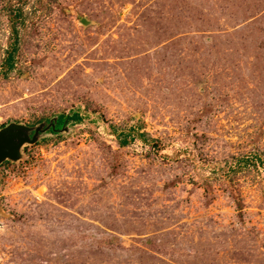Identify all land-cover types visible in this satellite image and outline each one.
<instances>
[{"label": "rangeland", "instance_id": "1", "mask_svg": "<svg viewBox=\"0 0 264 264\" xmlns=\"http://www.w3.org/2000/svg\"><path fill=\"white\" fill-rule=\"evenodd\" d=\"M76 111L0 164V264H264V0H0V129Z\"/></svg>", "mask_w": 264, "mask_h": 264}, {"label": "trees", "instance_id": "2", "mask_svg": "<svg viewBox=\"0 0 264 264\" xmlns=\"http://www.w3.org/2000/svg\"><path fill=\"white\" fill-rule=\"evenodd\" d=\"M21 12L19 10L13 11L11 13L10 18L12 21V29H13V35H14V42L12 43V47L7 51V57H6V67H5V73L7 74L10 70L14 68L15 65V58H16V52L18 51V29L17 24L20 22ZM83 119V115L80 111H76L70 114H60L56 117V120L49 121L47 125L45 126L47 131L53 132L62 130V128H65L67 126L68 122L72 123H79ZM52 124V125H51ZM54 124V127H53ZM51 125L50 127H48ZM112 133L116 136L118 143L120 146H127L130 143H132L136 138H140L146 142H148L149 139L145 137V133L139 129L132 127L130 130H120L118 127L114 125H109ZM44 126L42 129H46ZM59 128V129H57ZM42 132V131H41ZM34 134V131L32 132ZM154 144H157L158 141H154ZM160 145L157 144L156 147H159Z\"/></svg>", "mask_w": 264, "mask_h": 264}, {"label": "water", "instance_id": "3", "mask_svg": "<svg viewBox=\"0 0 264 264\" xmlns=\"http://www.w3.org/2000/svg\"><path fill=\"white\" fill-rule=\"evenodd\" d=\"M81 22L88 24L85 18H83ZM47 129L48 128L43 130L40 125L38 127H29L20 124H10L9 126L2 127L0 129V164L5 160H19L22 146L26 143L36 142L39 135ZM64 129L65 128H62V130ZM33 131L34 134H32Z\"/></svg>", "mask_w": 264, "mask_h": 264}, {"label": "flooded vegetation", "instance_id": "4", "mask_svg": "<svg viewBox=\"0 0 264 264\" xmlns=\"http://www.w3.org/2000/svg\"><path fill=\"white\" fill-rule=\"evenodd\" d=\"M57 129H59V128H57Z\"/></svg>", "mask_w": 264, "mask_h": 264}]
</instances>
